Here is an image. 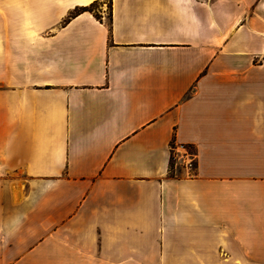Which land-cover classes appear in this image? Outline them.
<instances>
[{
	"label": "crops",
	"instance_id": "1",
	"mask_svg": "<svg viewBox=\"0 0 264 264\" xmlns=\"http://www.w3.org/2000/svg\"><path fill=\"white\" fill-rule=\"evenodd\" d=\"M0 264H264V0H0Z\"/></svg>",
	"mask_w": 264,
	"mask_h": 264
},
{
	"label": "built area",
	"instance_id": "2",
	"mask_svg": "<svg viewBox=\"0 0 264 264\" xmlns=\"http://www.w3.org/2000/svg\"><path fill=\"white\" fill-rule=\"evenodd\" d=\"M173 148L175 145L172 146ZM176 148V147H175ZM176 162L181 160V163L186 169V173L191 175L196 166L195 152L188 145H181L180 148H176V153L173 155Z\"/></svg>",
	"mask_w": 264,
	"mask_h": 264
},
{
	"label": "trees",
	"instance_id": "3",
	"mask_svg": "<svg viewBox=\"0 0 264 264\" xmlns=\"http://www.w3.org/2000/svg\"><path fill=\"white\" fill-rule=\"evenodd\" d=\"M111 2V1H110ZM97 1H94L92 2L91 4L89 5H85V6H76L70 13L69 15L64 19V23L67 22L70 18L76 16L77 14L83 12V11H94V4H96ZM111 8V5L109 6ZM98 17H99V14L96 12L95 13ZM108 17H110V13L108 15Z\"/></svg>",
	"mask_w": 264,
	"mask_h": 264
},
{
	"label": "rangeland",
	"instance_id": "4",
	"mask_svg": "<svg viewBox=\"0 0 264 264\" xmlns=\"http://www.w3.org/2000/svg\"><path fill=\"white\" fill-rule=\"evenodd\" d=\"M104 1L107 3V0H104ZM109 6H110V1H109V3H108L107 6H106V9H107L106 11H108V12H107V15H109V9H110ZM96 7H98V4H97V3L94 4V8H96Z\"/></svg>",
	"mask_w": 264,
	"mask_h": 264
}]
</instances>
